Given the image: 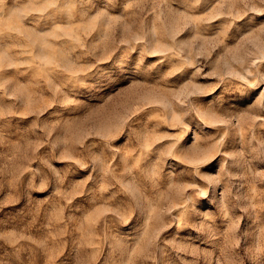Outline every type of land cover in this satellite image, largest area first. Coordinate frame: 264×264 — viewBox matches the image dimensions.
<instances>
[{
	"label": "rangeland",
	"instance_id": "obj_1",
	"mask_svg": "<svg viewBox=\"0 0 264 264\" xmlns=\"http://www.w3.org/2000/svg\"><path fill=\"white\" fill-rule=\"evenodd\" d=\"M0 264H264V0H0Z\"/></svg>",
	"mask_w": 264,
	"mask_h": 264
}]
</instances>
